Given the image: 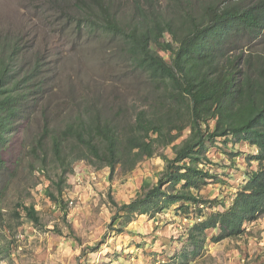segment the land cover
<instances>
[{
	"label": "rangeland",
	"instance_id": "1",
	"mask_svg": "<svg viewBox=\"0 0 264 264\" xmlns=\"http://www.w3.org/2000/svg\"><path fill=\"white\" fill-rule=\"evenodd\" d=\"M112 1L118 4L122 22H129L132 0ZM253 1L231 0L230 4L248 6ZM73 5L74 0H0V51L19 39L21 56L25 54L17 63L21 74L39 53L46 77L40 104L14 124L0 145V159L5 163L0 174V188L5 189L0 204L4 221L0 264H264V215L246 225L242 236L218 243L209 239L205 249L193 257L187 256L192 248L184 235L193 215L187 219L170 210L154 218L135 217L126 225L112 221L115 208L111 200L118 205L129 203L141 186L153 184L164 169L159 155L172 157L171 146L157 147L153 158L138 159L133 170L118 164L110 173L93 158L75 161L61 185L59 200L64 209L48 195L57 196L60 170L49 138L39 148L42 152L36 148L44 122L58 131L75 117L97 114L124 135L139 110L165 116L171 106L164 87L135 69L118 51V40L66 27V10L75 18L82 15ZM246 45L243 36H235L232 53H240ZM253 48L259 51L262 47ZM157 52L168 60L164 52ZM187 135L186 129L174 144ZM230 148H234L232 156L227 155ZM65 150L69 160L88 155L83 147L68 145ZM249 154L252 150L247 144L212 146L207 157L217 178L209 180L201 193L229 204L244 184L246 170L255 168L248 163ZM17 203L33 206L39 225L28 221ZM212 206L204 209L206 215L216 210Z\"/></svg>",
	"mask_w": 264,
	"mask_h": 264
},
{
	"label": "trees",
	"instance_id": "2",
	"mask_svg": "<svg viewBox=\"0 0 264 264\" xmlns=\"http://www.w3.org/2000/svg\"><path fill=\"white\" fill-rule=\"evenodd\" d=\"M230 1L132 0L130 21L124 23L118 4L112 0H74L73 9L82 15L75 18L66 10V27L118 40V51L135 69L148 73L164 87L171 106L165 116L139 110L124 135L97 114L75 117L58 131L44 122L36 148L40 151L44 140L50 139L60 173L57 196L48 195L59 208L64 209L59 200L61 185L75 161L93 158L110 173L118 164L133 170L138 159L153 158L157 147L171 146L172 157L159 155L164 169L153 184L141 186L129 203L118 205L111 200L113 222L126 225L135 217L154 218L170 210L187 219L193 215L184 234L192 248L187 256L193 257L205 249L209 239L218 243L242 236L246 225L264 215V0L248 6ZM237 35L243 36L247 45L233 54L232 42ZM20 45L16 39L0 51V145L14 124L40 104L46 83L42 54L34 55L33 64L21 74L17 63L25 54L21 56ZM258 45L262 47L259 51L253 48ZM186 129L187 137L174 144ZM207 143L224 147L247 144L252 150L247 160L255 168L246 170L245 182L229 204L201 193L209 180L217 178L211 172L214 164L207 153L212 146ZM68 145L83 147L87 157L69 160ZM233 149L227 155L232 156ZM4 166L0 159V174ZM4 195L3 187L0 204ZM212 205L216 210L206 215L204 209ZM17 207L34 226L39 225L33 206L17 203ZM14 215L21 217L17 212ZM3 222L0 213L1 227ZM212 231L216 234L210 235Z\"/></svg>",
	"mask_w": 264,
	"mask_h": 264
}]
</instances>
